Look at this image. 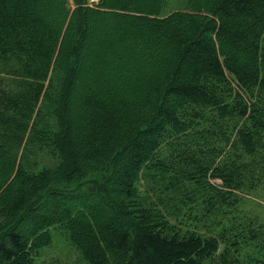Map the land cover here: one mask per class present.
Instances as JSON below:
<instances>
[{
  "label": "trees",
  "instance_id": "obj_1",
  "mask_svg": "<svg viewBox=\"0 0 264 264\" xmlns=\"http://www.w3.org/2000/svg\"><path fill=\"white\" fill-rule=\"evenodd\" d=\"M66 2L0 0V264H36L54 230L76 264H264L170 229L136 190L141 172L210 216L264 182V0Z\"/></svg>",
  "mask_w": 264,
  "mask_h": 264
},
{
  "label": "rangeland",
  "instance_id": "obj_2",
  "mask_svg": "<svg viewBox=\"0 0 264 264\" xmlns=\"http://www.w3.org/2000/svg\"><path fill=\"white\" fill-rule=\"evenodd\" d=\"M98 2L99 0H86L85 4L94 6ZM66 3L70 9H73L75 6L74 0H67ZM175 6V3L170 1L165 15L170 14L175 9ZM255 97V107L257 109L264 107V100L260 99L261 94L259 96L255 94ZM194 120L199 121V126L204 124V121L198 120L197 118ZM175 137L171 136L170 138L164 139L160 147L153 151L152 156H156L167 162L170 158L168 148L173 143L176 145L178 142L183 141V138L176 139ZM188 149L192 150L193 148L190 146ZM117 169L115 171V177L120 178L124 182L128 177L127 171L130 169L129 166L124 162L123 164L120 163ZM94 174L98 175L96 176L98 179L103 176L102 172L99 175V171ZM92 179L94 178H87L86 182H84L85 186L77 190L83 191L90 186ZM212 181L219 183L218 180ZM136 183V190L140 194L138 199L145 198V202L148 204L147 207L159 209L162 216L168 222L167 225L170 229L178 231L181 229L188 233L208 237L216 236L220 239V248H223L228 243H236L239 257L249 261L264 262V182L259 183L253 189L243 188L239 191H234L228 198L224 194L223 198L219 200L217 208L210 216H204L199 208H196L191 203H186L181 206H170L167 196L160 197L158 184L149 183L141 172L138 173ZM74 203L79 204L75 201ZM89 207L94 211H100L106 220H114L112 210L107 205L99 206L98 208L97 206L91 205ZM167 211H173V213H168ZM119 219L117 217V221ZM53 233L56 234L54 242L50 246L41 248L33 254L35 263L76 264V250L64 238H61L60 230H54ZM223 237H228L225 240L227 243L221 239Z\"/></svg>",
  "mask_w": 264,
  "mask_h": 264
}]
</instances>
